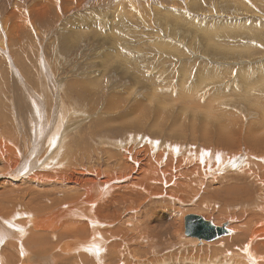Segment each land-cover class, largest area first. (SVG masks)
<instances>
[{
	"label": "rangeland",
	"instance_id": "obj_1",
	"mask_svg": "<svg viewBox=\"0 0 264 264\" xmlns=\"http://www.w3.org/2000/svg\"><path fill=\"white\" fill-rule=\"evenodd\" d=\"M42 1L44 0H0V17H4L8 9L16 6L31 8L34 5H41ZM140 1L138 0L136 5L132 0H122V2L120 0H53V7L47 10L46 18L39 17L32 25L20 31V37L23 41L26 40V44L22 43L23 41H21L22 44L15 42L8 50L0 51V132L6 134V136L2 135L5 144L18 149L15 119L26 122L25 119H29L32 115L33 110H29L31 103L28 100L41 95L38 81L39 73L43 72L45 75L52 73L57 82L64 85V91L60 93V96L63 99L66 98L64 100L68 101L67 104L70 107L81 111L79 116L71 115L72 119L69 118V122L71 120L70 123L74 124V127L79 123H88L90 126L95 123L93 128L83 129L79 132L80 139L77 140V137L72 139L69 136L72 131H69L67 136H65L66 134L65 137L63 136L65 143L62 137L56 143L57 145L49 144L46 150L42 151L41 161L35 168L40 173L37 174L38 171H34V176L42 177L43 181L48 180V183H44L42 178H35L31 180L34 182L31 185H34L35 188L34 186L27 188L24 184L26 180L12 182L8 179V188L4 186L0 190V201L5 202L7 207H9L7 203L20 202L23 211L28 207L32 213L47 212L52 208L55 211L64 208V206L67 207L83 200L88 189L96 181H85L83 182L85 185L79 184V187L69 184L68 188H66L67 186L59 188L62 192L55 188L56 192L52 190L54 187L50 188L47 185L51 182L60 184L63 177L62 180L70 181L75 177V174L83 176L84 174H79L81 170L93 177L95 175L98 177L100 171L115 173L116 160H109L103 150L107 146L112 148L113 146L118 147L119 143L120 145L125 143L123 141L125 140L124 134H126L127 140L129 138L132 140L142 139L141 137L146 136L145 140L156 139L162 142L166 134L178 135L184 132H194L196 136H201L204 132L209 131L212 133L213 139L219 140V142L228 140L233 144L230 148L216 146L214 143L209 144V146H214L212 150L215 156L228 160L232 154L233 161L239 159L240 163L233 168H222L219 164L214 163V157L207 153L205 161L197 165L198 172L194 174L195 180L191 183L192 189L202 190L196 198L192 197L186 199L185 202H180L173 189H170L172 184L166 186L161 182L150 183L148 181L147 183L148 189L158 196L147 195L145 187L139 185L128 189L133 194H139V197L147 196L146 205H143L136 218L139 232L147 234L151 224L152 232L160 227L162 229L168 227L171 225L170 223H172V228L179 227L176 233L180 235L171 238L174 243L159 244L157 241H146L145 247H141L149 252L142 253V255H149L150 259L172 255V257L170 256L171 260L168 259L162 264H190L187 260L179 261V258L199 249L204 250L203 254L214 251L220 254L228 252L230 255H238L242 252L238 247L247 242V239L244 238L246 232L243 227L241 230H235L236 221L231 217L235 215L234 217H238L240 220L250 217L252 213L247 212L263 204L264 200V146L251 148L246 145L248 135L259 137L258 126L264 122V0ZM74 39L76 40L74 41ZM134 76L139 78V81ZM185 78L187 79L183 84ZM80 86L87 87L89 90L96 87L99 90L100 88L99 96L102 94V97L100 96L101 102L96 106L97 108L92 105L91 100H82L80 95L76 94L77 90L81 89ZM98 90L96 89V91ZM199 90H206V92L199 93ZM183 92H191L200 96V100L203 102L191 94L188 96L190 102L198 105L195 107L200 111V114L193 115L186 107L185 100H178L180 97L182 98ZM170 98L177 99L172 101ZM209 100L212 103L207 104ZM220 103L226 104L224 106ZM50 110L52 114V106L46 109V113ZM205 111L213 113L206 115ZM143 114H145L144 118L147 116L148 119L145 118L147 120L144 121L146 130L141 134L142 136L131 128L120 130L121 133L120 131L118 133L116 129L104 130L102 132L104 140L99 139L100 136L90 139L92 135L90 137L86 135L88 130L98 129L100 131L107 127L132 126L131 122H135L136 118ZM193 125L195 129H193ZM221 131L227 137L226 139L221 138ZM38 133L35 135L39 140L40 133ZM127 134H129V138ZM106 136L108 137L106 138ZM11 138L15 139V142ZM106 139H110L111 143ZM114 140L117 141V145ZM78 141L79 143L75 144ZM191 143H181L180 146L183 147L182 150H194L196 147ZM74 144L75 146H73ZM110 144L112 145L110 146ZM145 145L149 144H141L140 147ZM202 149L203 147L198 148V150ZM82 160L83 162H81ZM46 161L50 163L47 164ZM72 161L74 162L72 163ZM50 168L56 172L60 171L61 176ZM66 168H70V170L68 169V171ZM72 170L74 172H71ZM76 170H78L77 173ZM66 175L69 176L66 178ZM58 177L61 179L59 180ZM152 178L150 176L148 180ZM204 182L206 183L203 186ZM169 183H172V179L169 180ZM41 184L43 188L40 187ZM197 186L198 188H196ZM206 190L209 191V195ZM167 192H170L169 195H165ZM27 193L31 194L27 195ZM71 195L75 197L72 198ZM68 198L69 200H66ZM204 198L206 199L203 200ZM126 200V196H121L116 204L115 211L121 219L117 235L109 231L116 225L117 220V218L109 216L112 213L111 204L103 202L100 205L103 210V222L108 225L102 230L107 235L109 243L116 241V252L119 253V256L111 261L113 253L107 249L104 252L105 256H101L103 259L100 257L99 264H122L123 261L136 263L135 253L131 250L132 247H135L136 242L131 247L128 245L134 232L131 229L135 225L131 224L129 215L125 216L126 208L130 205V202ZM143 203L144 201H139L137 205ZM189 214L201 215L207 220L215 221L218 226L229 221L228 229L231 230V233L210 242L187 237L185 236L184 218ZM85 222L87 223L84 221L83 224ZM166 224L167 226H165ZM34 232L39 231L34 230ZM90 232L91 229L88 227L85 230H78L77 233L63 232L42 237L35 236L19 244L25 250L29 249L30 251L27 250V252L32 253L34 259L47 257L53 259L55 264L59 261L61 264L63 260L71 261L72 264H97L92 255L85 254L83 251L64 254L63 250L59 249L63 243L73 244L79 239L82 242L88 241ZM98 234L99 232L96 233L97 236ZM100 236L105 237L104 234ZM259 241L263 244L260 250H264V239L260 238ZM19 244L16 241H9L2 245L0 255L2 251L6 256L7 264H21L23 256ZM252 246V248L255 247L254 244ZM46 252L48 253L44 254ZM84 254L85 256H83ZM177 258L178 260H176ZM230 258L232 257H227V259ZM207 262L209 260L203 259L202 264ZM259 263L264 264V261H259Z\"/></svg>",
	"mask_w": 264,
	"mask_h": 264
},
{
	"label": "bare ground",
	"instance_id": "obj_2",
	"mask_svg": "<svg viewBox=\"0 0 264 264\" xmlns=\"http://www.w3.org/2000/svg\"><path fill=\"white\" fill-rule=\"evenodd\" d=\"M120 1L122 2V0H120ZM132 2L136 5L138 4V0L137 1L132 0ZM125 3H127V2H125ZM129 3H131V2H129ZM147 3L149 4V2H147ZM6 5H4V7L7 8ZM118 5L120 6V4H118ZM13 6H15V5H13ZM58 6H56V7H58ZM125 6H127V5H125ZM125 6H123V7H125ZM16 7L11 8L10 10L8 9V11L6 10L7 14L2 18L0 17L1 18L0 19V51L8 50L11 47V45H13L15 42L20 44L21 41H23L22 38L20 37V34H19L20 31L21 30L23 31V28H26L27 26L32 25L39 17H45L46 14L48 13L47 10L50 7L51 8L53 7V0H51V1H45L44 0V1H42L41 5H39V6L34 5L31 8H24V6H20L17 8ZM54 8H55V6H54ZM58 8H60V7H58ZM57 11H59V10L57 9ZM147 12H148V10H147ZM57 14H58V12H57ZM169 17H171V16H169ZM58 18H59V16H58ZM144 18H145V16H144ZM94 19H96V18H94ZM160 21L161 20H159V22ZM113 33H115V32H113ZM19 37H20V39H19ZM110 38H111V36H110ZM42 39H44V38H42ZM75 40L76 39H74V41ZM25 41L26 40H24L22 43L26 44ZM39 75L40 76H39L38 82H39V88L41 90V95L37 98L31 97V100H28V102L30 101V103H31V106L29 105L30 106L29 110L30 109L33 110L32 115L29 117V119H25L26 122H24V120L15 119L16 123H17V125H16L17 129L15 130V132H16L15 135L18 138V140H17L18 149H17V147H15V149H14L12 147H9L7 144H5V141L3 140L2 135L6 136V134H2L0 132V190L4 186H7L8 179L12 180V182L13 181L17 182L18 180H26L25 182L24 181L23 182L27 186V188H33L32 186H34V185H31V183H34V182H31V180L32 179L34 180L37 177V176H34V171L35 172L38 171L37 174L40 173L39 170H37L35 168L37 167V164L41 161L40 157H42L41 156V154H43L42 151L46 150L47 145H49V144L55 145L58 141H60V139H62V137L65 134H66L65 136H67L71 131H72V133L69 134V136L72 139L77 137V140H78V139H80L78 137V134L81 130L87 129V128H93V126H95V123H93L91 126L88 123H86V124H80L79 123V124H76V126L74 127V124L70 123L71 120L69 122V118L72 119L71 115L75 116V117L77 115L79 116L81 114L80 113L81 111L79 112L74 107H72V106L70 107L69 104H67L68 101L65 102V100H64L66 98L64 97V99H63L60 96V93H62L64 91L63 90L64 85L61 83H58L56 78L53 76L52 73L45 75L43 72V73H39ZM139 77H141V76H139ZM134 78L139 81V78H136V76H134ZM186 79L187 78L184 79L183 84H185ZM77 84H79V83H77ZM75 86H77V85H75ZM83 86L85 87V85H83ZM184 86H186V85H184ZM74 88L77 89V87H74ZM82 88L83 87H81L80 90H77V92L75 91L76 94L80 95V99H82V100H88L89 99L88 101L91 100L90 102L95 107L97 105H99V103L101 102L100 96L102 97V94L99 96V94L101 93L100 88H99V90L97 87L93 90L92 89L89 90L87 87H86L87 89L86 88L82 89ZM96 89L98 91H96ZM203 92H206V90L200 91L199 93H203ZM190 94L195 96V98L197 97L200 100V96L198 94H194L191 92H183L182 98L180 97L178 100L181 101L184 99L186 107L192 112L193 115L200 114V111L195 107L198 105L189 101L190 99L188 98V96H190ZM64 95H66V93ZM225 95H226V93H225ZM77 97L79 99L78 95H77ZM67 98L70 99V97H67ZM111 98H113V95H112V97H110V99ZM114 98H116V97L114 96ZM170 99L172 101H176L177 98L176 99L170 98ZM200 101H202V100H200ZM70 102H71V100H70ZM210 103H212L211 100H209V102L207 104H210ZM85 104H86V102H85ZM213 104H215V103H213ZM225 104L226 103H222L221 105L225 106ZM51 106H52V114H51V110H50V112L46 113V109L50 108ZM204 113L206 115H211L213 112L205 111ZM144 115L145 114L136 118L135 122H131L132 126L120 125L117 128L107 127V128L100 129V131L98 129H94L91 131L88 130V131H86V135H87V137H90L92 135L90 137V139H93L95 136H100L99 139H103L104 136H102V132L104 130L116 129L118 132V131L123 130V129L126 130V128L134 129L137 134L140 133V135H141L146 130V128L144 127V126H146V123L144 121H147V120H145V118L147 116L144 118ZM146 119H148V118H146ZM20 121H22V122H20ZM188 129H190V126H188ZM193 129H195L194 125H193ZM128 130H130V129H128ZM128 130H127V132H129ZM37 132L40 133V136H38L39 140L37 139V137L35 135ZM108 132H110V131H108ZM152 132H155V130H152ZM258 132L260 135L257 138H255L251 135L247 136V138H246V145L247 146H249L251 148H258V147L264 146V122L258 126ZM120 133H121V131H120ZM131 133H133V132H131ZM115 134H117V133H115ZM124 135H125V140H123V141L125 143H123L121 141V139H119V141H121L123 143L122 145H120V143H119L118 147L113 146L112 148H110L107 146V144H105L107 147L105 146L106 148L103 150V152H105V154L107 155L109 160H116L115 173H111L109 171H100L98 177H96V175H95V177H93L92 175L89 176L88 173L81 170V172L79 171L80 173L79 172L78 173L84 174L83 176H79V175L77 176L75 174V177H73L71 175L73 178L70 181L62 180L64 177L62 179L60 178L61 179L60 180L58 177V179L60 180V182L62 184L61 183L60 184H57V183L54 184V182L53 183L51 182L52 184L50 183L47 185L50 188L54 187V189H52V190H55V188L58 190L60 187H61V189L65 188V186H67L66 188L70 187L69 184H72L74 186H78L79 184L82 185L83 182H85V181H89V182L96 181L95 183H93L91 185V187L88 189V191L86 189L87 192H86L85 198L83 200H80V201L78 200L79 202L70 204L67 207L64 206L67 204L63 203L64 208H59L55 211L52 208L47 212L42 211V212H34V213L30 212L28 207L26 209L23 208L24 209V211H23L22 207L20 205V202H14L13 201L11 203H7L9 205V207H7L5 202L0 201V250H1L4 242L16 241L19 244V243L23 242L24 240L30 239V238L35 237V236L42 237L43 235H49V234L52 235V234H57V233L62 234L63 232L77 233L78 230H85L89 227L91 229V232H90V237L88 238V241L82 242V241H79L80 240L79 239V240H77V242H74L73 244H69V243H63L61 245L59 244L60 245L59 249L63 250L64 254H68L71 252H73V253L79 252L80 253L81 251H83L85 254L88 253V254L92 255L94 260L97 261V264L100 263V261H99L100 257L102 255L105 256L104 252L107 249H110L113 253L111 261H113L114 259L117 258V256H119L118 255L119 253L116 252V241L109 243L108 239L106 238L107 235L102 230L103 228L108 227V225L103 222V219H102L103 210L100 208V205L103 202H108L109 204H111L112 213L109 216H113V217L117 218V220L115 222L116 225L112 229H110L109 231H111L114 235H117V232L120 230L121 219H120V216L117 215L115 208H116V204H117L119 197L126 196V198H127L126 201L130 202V205L126 208L125 216L129 215V220L131 221V224L135 225L131 229V231H134L135 233L133 232V234L131 235V238L128 242V245L131 247V245L136 242L134 244L135 247L131 248V250L134 251V253H135L134 257L136 256V258H135L136 263L137 264H162L164 261H166L168 259L171 260L170 256L172 257V255L162 256L161 258L150 259L151 257H149V255H146V256L142 255V253H145V252L148 253L149 251L147 249L145 251L144 250L145 248L142 249L141 246H144L146 241H157L159 244H163L165 242L174 243L173 240H171V238H174V237H177V235H180V234L176 233L178 231L179 227L175 229L174 228L175 226H174L172 228V223L169 222L171 224L170 226L165 227L163 229H162V227H160V228L154 229L152 232L153 226L151 224L148 227L149 231L147 234L144 235L141 232H139L138 221L136 218L138 217V214L140 213L141 209L143 208V205H146L147 196L146 197H139V194L138 195L133 194L128 189L135 186V185H139L141 187H145L144 190L147 192V195L148 194L157 195L156 193H152L151 190L148 189L149 188V185H147L148 181L150 183L161 182V183L166 184V186H170L172 184V187L170 189H173V192H174L175 196L177 197V200H179L180 202H185L186 199H191L192 197L196 198L202 192V190L200 188H199L200 190L192 189L191 183H192V181L195 180L194 174L198 172V169H197L198 166L197 165L200 163H203L205 161V159L207 158V155H206L207 153H210L211 157H214V163L219 164V166H221L222 168L223 167L233 168V167H235V165H238L240 163V160L237 159L236 161H233L234 156L232 154L228 160H226L223 157L215 156V154L213 153V150H212L214 146H209V144L214 143L216 146L221 145L224 148H230L233 144L230 143L228 140H221L219 142V140L213 139L212 133L209 131L204 132L201 136H196L194 132H190V133L184 132V133H180L178 135L166 134V137H165L164 141H162V142H159V140H156V139L155 140H148V139L145 140L146 136L141 137L142 139L132 140L131 138H129V136H128L129 134H127L128 138H129V140H127L126 134H124ZM132 135L135 136L134 134H132ZM140 135H139V137H140ZM64 137H63V139H64L63 142L65 143ZM107 137L108 136H106V138ZM133 138H135V137H133ZM136 138H137V136H136ZM221 138L222 139L227 138L223 134L222 131H221ZM12 140L15 142V139H12ZM106 140L107 141L109 140L108 142H110V139H106ZM115 141L116 140H114V142ZM114 142H113V144L115 145ZM185 142H189V143L192 142L191 144H193L194 147H196V148L194 150H182L183 147H181L180 144L185 143ZM76 143H79V141L75 142V144ZM145 143L149 144V145H145L143 147H140L141 144H145ZM75 144L73 146H75ZM102 144H103V142H102ZM63 145H65V144H63ZM111 145L112 144H110V146ZM116 145H117V141H116ZM60 147H62V146H60ZM66 147H63V148H66ZM197 147L198 148L203 147V149L198 150ZM48 148H51V147H48ZM56 149H58V148L56 147ZM70 154H71V152H70ZM65 155H64V157H66ZM59 157H61V156H59ZM43 160H44V158H43ZM73 162L74 161H72V163ZM81 162H83V160ZM263 162H264V159H263ZM49 163L47 162V164H49ZM62 163H63V161H62ZM66 164H68V163H66ZM64 165H65V163H64ZM67 167H69V166H67ZM54 168H56V167H54ZM68 169L70 170V168H68ZM51 170H53V168ZM56 170H58V169H56ZM61 171H63V169ZM77 171L78 170H76V173H77ZM54 172H56V171H54ZM59 172L57 171L56 174ZM71 172H74V171L72 170ZM68 173H70V172H68ZM37 174H35V175H37ZM59 174L61 176V173H59ZM53 176H54V174H53ZM68 176L69 175H66L65 177L67 178ZM150 176H152L153 178L148 180V178ZM43 177H45V176H43ZM56 177H54V178H56ZM41 178H36V179H41ZM70 179H71V177H70ZM98 179H100V181L97 182ZM170 179H172V183H169ZM41 180L43 181V178ZM45 180H46V178H45ZM52 180H53V178H52ZM37 182H38V180H37ZM46 182L48 183V180L45 181L44 183H46ZM58 183H59V181H58ZM205 183L206 182H204L202 185L204 186ZM38 185H39V182H38ZM44 185L46 186V184H44ZM83 185H85V184H83ZM40 187H42V184L40 185ZM7 188H8V186H7ZM34 188H35V186H34ZM196 188H198V186ZM167 189H169V188H167ZM57 190H55V191L57 192ZM36 191H38V190H36ZM36 191H34V193L37 194ZM43 191H46V190H43ZM59 191L62 192V190H60V189H59ZM76 191H80V190H76ZM121 191H124V192L122 193ZM165 191H168V190L165 189ZM160 193H164V192H160ZM169 193L170 192H167V194H165V195H169ZM206 193L209 195L208 190H206ZM30 194L27 193V195H30ZM55 195L57 196V194H55ZM67 195L70 196L68 193H67ZM81 195H83V194H81ZM19 196H21V195H19ZM32 196H34V195H32ZM40 196L41 195L39 194V197ZM50 196H51V194H50ZM73 196H72V198H73ZM36 198H38V197H36ZM75 199H77V198H75ZM205 199L206 198H204L203 200H205ZM28 200H30V199H28ZM66 200H69V198ZM139 201H144V203L142 205H137V202H139ZM57 204H58V202H57ZM56 206L58 207V205H56ZM13 207H14V209H13ZM249 212L252 214L250 217H248L246 219L240 220L237 216H236L237 218H235L234 217L235 215L231 217L232 220L236 221V223L234 225V229L235 230L236 229L241 230L243 227L244 232H246V235L244 236V238L247 239V242L245 244H242V246L238 247L242 251L241 253H239V254L237 253L238 255H230V253H228V252L227 253L224 252V253L220 254V253L211 251L210 253L203 254L204 250L199 249L197 251L193 250L190 254H187L184 257H180L179 261L180 260H187L190 262V264H202V261L204 259V260H209V262L204 263V264H260L259 261H261V262L264 261V250H260L263 247V244L259 241L260 238L264 239V200H263V204L256 206L255 208H253L251 211H248L247 213H249ZM35 213H37V214H35ZM134 217H135V219H134ZM165 217H164V219H165ZM84 221H87L88 224L86 222H85V224H83ZM165 223H166V221H165ZM213 223L215 224V221ZM225 223H227V229H228L230 222L228 221ZM165 226H167V224ZM216 226H218V225H216ZM184 227H185V223H184ZM34 230L39 231V232L36 233V232H34ZM180 230H181V227H180ZM41 231H45V232L49 231L52 233H42ZM229 231H230L229 232V234H230L231 230H229ZM97 232H99L98 236L96 235ZM100 233L104 234L105 237H101ZM135 235H137V236H135ZM76 237H78V236H76ZM114 239H116V238H114ZM29 241L31 242V240H29ZM74 241H76V240H74ZM253 244L255 245L254 248H252ZM20 248H21V255L23 256V260H22L21 264H55L56 263V262H54L53 259H51V258L48 259L47 257H46L47 259L46 258L34 259V258H32L33 254L27 252V250H29V249L25 250L22 245H20ZM179 248H181V247H179ZM206 250H207V248H206ZM256 250H259V251H256ZM184 251H186V250H184ZM180 252H182V250H180ZM47 253L48 252H46L44 254H47ZM37 254H39V253H37ZM85 254L83 256H85ZM108 254L110 255V253H108ZM257 254H259V256H257ZM1 255H3L2 251H1ZM1 255H0V264H7L6 259H5L6 256L5 255L1 256ZM36 255H34V256H36ZM36 257H38V256H36ZM227 257H232V258L227 259ZM61 258H63V257H61ZM107 258H108V256H107ZM73 259L75 260V258H73ZM176 260H178V258ZM79 261H81V260H79ZM59 262L57 264H59ZM123 263H125V262L123 261ZM136 263L134 261H132V262L130 261V262H126L125 264H136ZM61 264H72V262L63 260V261H61ZM102 264H104V263H102Z\"/></svg>",
	"mask_w": 264,
	"mask_h": 264
},
{
	"label": "water",
	"instance_id": "obj_3",
	"mask_svg": "<svg viewBox=\"0 0 264 264\" xmlns=\"http://www.w3.org/2000/svg\"><path fill=\"white\" fill-rule=\"evenodd\" d=\"M185 236L202 241H214L229 234L227 223L216 226L212 220H207L198 214H189L184 218Z\"/></svg>",
	"mask_w": 264,
	"mask_h": 264
}]
</instances>
